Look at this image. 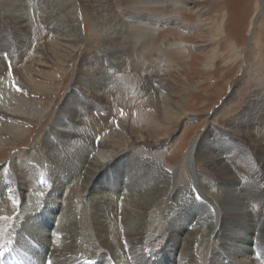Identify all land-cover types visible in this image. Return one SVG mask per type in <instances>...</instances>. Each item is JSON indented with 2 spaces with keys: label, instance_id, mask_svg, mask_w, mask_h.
I'll list each match as a JSON object with an SVG mask.
<instances>
[{
  "label": "rangeland",
  "instance_id": "obj_1",
  "mask_svg": "<svg viewBox=\"0 0 264 264\" xmlns=\"http://www.w3.org/2000/svg\"><path fill=\"white\" fill-rule=\"evenodd\" d=\"M9 1L10 5L6 7L0 5V14L5 9L14 11V0ZM259 3V0H22L24 18L22 17L21 24L35 28V34L23 37L25 42L22 41L19 46L22 53L19 55L14 41L15 31L8 28L10 24L0 15V26L5 29L3 40L11 39L6 49L3 44L0 46V59L3 58L1 67L2 71L6 72L0 73V85L6 80L9 84L8 79H12L25 87L13 74L11 65L15 62V72L22 73L27 67L33 69L34 62L44 59L41 52L37 51L39 46L43 41H54V26L72 29V36L79 38L80 46L65 66L45 71L61 72L62 79L65 78L64 83L62 79L54 83V95L51 94L47 98L30 95L31 104L36 105L35 110L41 111L40 114H33L30 109L15 106L8 96L6 98L0 94V120L7 119V116H2L4 113L9 117H22L17 124L13 123L11 128L19 131L21 139L18 142L0 137V170L7 167L13 159L22 162L27 152L46 139L45 137L58 141L51 133L54 128L66 133L76 132L70 140L87 142H78L82 143L81 145H89L93 141L96 147L97 142L102 141L106 144L107 151L111 150L116 154L126 152L124 159L130 155L140 158L142 154L149 153L152 158L150 160L154 162L153 166L177 182V190L184 189L190 182L195 184V188H201L202 185L207 190H203L201 196L213 201L219 194V189H230L244 202L252 204L260 193L256 186L258 182L261 183L262 174L257 170L261 169L259 156H264V150L254 151L252 146L247 145L236 134L253 133L252 129L257 128L258 132L255 129L254 135L259 141H256L264 140V1ZM259 6L263 10L261 14L258 13ZM252 18H256L253 26ZM251 27L253 29L250 31ZM2 38L0 37V40ZM9 53L12 62L6 58ZM116 54H125L121 55L124 56L125 63L121 70L132 75L125 74L122 83L125 86L131 84L133 91L128 90L125 96L120 91L114 94L113 98L109 99L114 108L109 111L104 105L102 107L105 110L99 109L97 105L96 110L92 107L85 108L84 102L88 99L82 98L76 91L73 92L77 70L85 62L87 66H83L86 70L95 67L106 70L112 76L124 75L113 65L112 58ZM23 56L26 58L23 59ZM34 68L42 71L44 69L37 66ZM95 74L93 72V75ZM108 82L106 79L102 83L107 86ZM144 86H152L162 96L178 102L187 116L179 122L164 121L156 125V111L148 108L150 98L144 96ZM139 89H142L140 100L137 99ZM116 95L122 100L115 99L114 97H118ZM72 97L79 104L77 115L83 114L81 120L86 121L93 114V118L100 117L108 123L99 122V129H91L90 122L78 126L67 121L59 122L64 116L62 108L65 104H70ZM117 99L119 103L115 104ZM125 99L128 103L123 102ZM114 113H117V118ZM128 124H134L142 136L146 137V141L134 140L126 145L112 141L113 133L126 134L123 128ZM153 125L160 130L158 134L153 132ZM8 135H11L10 132ZM108 138H112V142ZM159 138L164 141L157 143ZM206 142H211L212 146L216 147V154L227 157L225 162L238 176V185L219 184L210 167L202 162H197L196 165L190 163L192 146L196 149L198 144ZM154 143L157 145H152ZM88 149L90 151V148H87V153ZM195 149L193 154H196ZM98 153L96 147L89 154L90 158ZM258 176L259 180L255 181ZM109 182L110 185L113 184L112 179ZM205 191L209 193L206 194ZM6 192L8 191L5 190V194ZM110 195L116 196L114 193ZM9 202L10 200H7L6 205L2 206L1 216H5L9 211ZM49 224L48 231L53 233L58 221L51 218ZM188 229L184 225L183 233ZM25 240L30 244V249L34 248L29 239ZM139 247L140 245L136 248ZM215 249L218 252L220 250L219 247ZM174 253L177 258V250ZM44 254L45 251L40 250L41 259ZM219 255L221 260L224 259L222 252H219ZM255 256L258 259L259 256ZM44 258L48 259L49 255Z\"/></svg>",
  "mask_w": 264,
  "mask_h": 264
},
{
  "label": "bare ground",
  "instance_id": "obj_2",
  "mask_svg": "<svg viewBox=\"0 0 264 264\" xmlns=\"http://www.w3.org/2000/svg\"><path fill=\"white\" fill-rule=\"evenodd\" d=\"M262 1L264 0H259L260 3ZM13 3L14 11L1 10L3 13L0 15L10 24L8 28L15 31V46L19 50L21 42H25L23 37L27 34H35V28L21 24L24 18L22 0H14ZM0 5L6 7L10 5V1L0 0ZM258 13H263L260 6ZM256 18H252L251 26L256 22ZM68 28L54 26L52 28L55 34L54 41H43L42 46L38 45L37 51L41 52L44 59L34 62V67L45 70L27 67L22 73L15 72L14 62L11 65L12 72L25 87L8 79L9 84L6 80V84L4 82L0 85V94L9 97V101L15 106L25 110L30 109L33 114H40L41 111L35 110L36 105L31 104L30 95L47 98L53 94L54 83L62 79L61 72L59 69V73L45 71L65 66L72 60L80 46L79 38L72 36L73 31ZM252 29L253 27L250 31ZM4 31V27L0 26L2 40ZM2 40L0 46L3 44L6 49L11 39ZM17 53L22 54L20 50ZM121 55L116 54L112 58L113 65L120 70L125 65L124 56ZM6 58L12 62L10 53ZM24 58L26 57L23 56ZM85 64L84 62L77 70V81L73 90L82 98L88 99L84 102L85 108L92 107L96 110L95 105H97L99 109L105 110L103 108L105 106L109 111L110 108H114V104L109 103V99L113 98L114 94L120 91L125 96L128 90L133 91L131 84L125 86L122 83L125 74H128L123 70L121 71L125 76L119 74L112 76L101 68L86 70ZM1 66L3 61L0 62V73L5 74ZM93 72L96 74L93 75ZM106 79L109 82L104 86L102 82ZM64 80L65 78L61 81ZM144 87V96L150 98L148 108L156 111L154 122L156 125L164 121L179 122L187 116L178 102L162 96L152 86ZM139 90L137 99L141 98L142 89ZM171 94L175 93L171 92ZM119 95L114 98L122 100ZM118 99L114 101L115 104L119 103ZM123 102L128 103L126 99ZM77 103L72 97L70 104L67 103L62 108L64 116L58 121H67L75 126L90 122L92 125H88H91V129H99L100 126H97L99 122L108 123L100 117L93 118V114L86 121L81 120L83 114L77 115V105H79ZM4 114L2 116H7V119L0 120V137L18 142L21 139L19 131L11 128L13 123L17 124L16 122L22 117L18 115L9 117L8 114ZM114 114L117 118V113ZM133 125L128 124L123 128L126 133L124 135L120 132L113 133L112 141L121 145L134 140L146 141V137L144 138L141 131ZM151 128L154 133L158 134L160 131L155 125ZM255 129L258 132L257 128H253V133L242 132L243 134L237 133L236 136L252 146L254 151L261 152L264 150V140L257 142L259 140L254 135ZM8 132L11 135H8ZM51 133L58 141L45 137L46 139L27 152L22 162L13 159L7 167L0 170V212L2 206L10 200V208L6 215L1 216L0 213L1 264H104L105 261L107 264H235L234 262L264 264V162L262 161L264 156H259L261 169L257 170L262 174V181L256 186L260 193L252 204L244 202L230 189V191L219 189L215 199L208 201L207 197L201 196V192L207 190L205 186L195 188V184L190 182L184 189L177 190V182L153 166L154 162L150 160L152 158L149 153L142 154L140 158L130 155L124 159L126 152L116 154L114 151H107L106 144L98 141L96 147L99 153L90 158L89 154L96 148L93 141L89 145H81L82 143L78 142H82L83 137L80 139L82 141H71L76 132L72 134L52 128ZM163 141L159 138L157 143ZM214 147L211 142L198 144L196 149L192 146L190 163L196 165L197 162H202L210 167L219 184L238 185L239 180L236 179L238 176L225 162L228 160L227 157L216 154ZM87 148H90L88 153ZM194 149L196 154H193ZM259 177H256L255 181H258ZM111 179L112 185L109 182ZM209 184L211 185L212 182ZM71 185L73 186L70 188ZM5 190L8 191L6 194ZM51 218L58 221L53 233L48 231ZM184 225L189 229L183 233ZM25 239H29L35 249H30ZM138 245L140 247L137 249ZM167 246L170 248L167 249ZM215 247H219V252L227 258L223 257L224 259L221 260ZM40 250L45 251L44 257L49 255V258L41 259ZM175 250L178 253L177 258L174 256ZM255 254L259 256L258 259Z\"/></svg>",
  "mask_w": 264,
  "mask_h": 264
}]
</instances>
